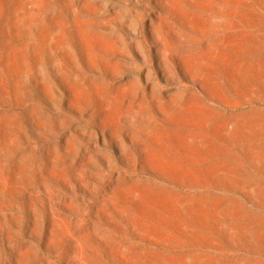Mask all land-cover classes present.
Listing matches in <instances>:
<instances>
[{"label":"rangeland","instance_id":"rangeland-1","mask_svg":"<svg viewBox=\"0 0 264 264\" xmlns=\"http://www.w3.org/2000/svg\"><path fill=\"white\" fill-rule=\"evenodd\" d=\"M0 264H264V0H0Z\"/></svg>","mask_w":264,"mask_h":264}]
</instances>
